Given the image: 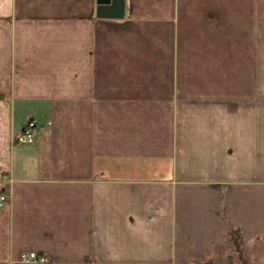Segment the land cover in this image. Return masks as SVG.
I'll return each instance as SVG.
<instances>
[{
  "label": "crops",
  "instance_id": "obj_1",
  "mask_svg": "<svg viewBox=\"0 0 264 264\" xmlns=\"http://www.w3.org/2000/svg\"><path fill=\"white\" fill-rule=\"evenodd\" d=\"M125 1L0 0V264H264V0Z\"/></svg>",
  "mask_w": 264,
  "mask_h": 264
},
{
  "label": "built area",
  "instance_id": "obj_2",
  "mask_svg": "<svg viewBox=\"0 0 264 264\" xmlns=\"http://www.w3.org/2000/svg\"><path fill=\"white\" fill-rule=\"evenodd\" d=\"M36 125L34 122H29L25 128V131L17 137L16 141L18 144L21 145H31L35 142L36 139ZM9 200V197L6 194L0 193V207H3L7 201ZM23 260L25 262H46L45 258L40 257L37 253H30L23 256Z\"/></svg>",
  "mask_w": 264,
  "mask_h": 264
},
{
  "label": "water",
  "instance_id": "obj_3",
  "mask_svg": "<svg viewBox=\"0 0 264 264\" xmlns=\"http://www.w3.org/2000/svg\"><path fill=\"white\" fill-rule=\"evenodd\" d=\"M98 18L123 20L126 17L125 0H98Z\"/></svg>",
  "mask_w": 264,
  "mask_h": 264
},
{
  "label": "trees",
  "instance_id": "obj_4",
  "mask_svg": "<svg viewBox=\"0 0 264 264\" xmlns=\"http://www.w3.org/2000/svg\"><path fill=\"white\" fill-rule=\"evenodd\" d=\"M3 96L0 94V99ZM230 240L234 245L233 254L230 256L228 264H249L244 254V248L241 244V232L239 229H233L230 233Z\"/></svg>",
  "mask_w": 264,
  "mask_h": 264
}]
</instances>
